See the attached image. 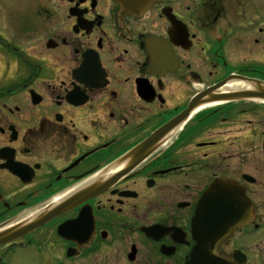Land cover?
I'll return each instance as SVG.
<instances>
[{
	"label": "flooded vegetation",
	"instance_id": "1",
	"mask_svg": "<svg viewBox=\"0 0 264 264\" xmlns=\"http://www.w3.org/2000/svg\"><path fill=\"white\" fill-rule=\"evenodd\" d=\"M262 53L264 0H0V264H185L218 182L264 264Z\"/></svg>",
	"mask_w": 264,
	"mask_h": 264
},
{
	"label": "water",
	"instance_id": "2",
	"mask_svg": "<svg viewBox=\"0 0 264 264\" xmlns=\"http://www.w3.org/2000/svg\"><path fill=\"white\" fill-rule=\"evenodd\" d=\"M232 91L229 100H264V84L256 81L246 80V89ZM250 210L249 201L237 187L222 182L214 184L202 198L192 219L191 234L195 245L185 264H243L244 257L240 253L224 256L219 248L230 240L234 231L246 224Z\"/></svg>",
	"mask_w": 264,
	"mask_h": 264
},
{
	"label": "rangeland",
	"instance_id": "3",
	"mask_svg": "<svg viewBox=\"0 0 264 264\" xmlns=\"http://www.w3.org/2000/svg\"><path fill=\"white\" fill-rule=\"evenodd\" d=\"M10 56L12 57V56H14V52L13 51H10ZM247 54H248V52H247ZM246 54V55H247ZM259 59L260 60H262V59H264V53H262L260 56H259ZM253 238H246V244H245V247L246 248H248V247H251L252 245H253V243H254V240L256 239L257 241H258V239H257V237H254V236H252ZM256 254H258L257 252H255Z\"/></svg>",
	"mask_w": 264,
	"mask_h": 264
},
{
	"label": "bare ground",
	"instance_id": "4",
	"mask_svg": "<svg viewBox=\"0 0 264 264\" xmlns=\"http://www.w3.org/2000/svg\"><path fill=\"white\" fill-rule=\"evenodd\" d=\"M237 83H230V85L226 86V89L230 88V89H233L234 87H236Z\"/></svg>",
	"mask_w": 264,
	"mask_h": 264
}]
</instances>
